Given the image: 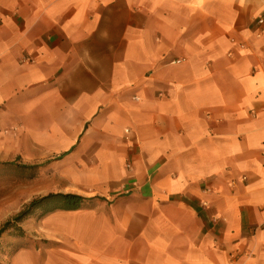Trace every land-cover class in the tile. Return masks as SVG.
<instances>
[{
	"label": "crops",
	"instance_id": "obj_1",
	"mask_svg": "<svg viewBox=\"0 0 264 264\" xmlns=\"http://www.w3.org/2000/svg\"><path fill=\"white\" fill-rule=\"evenodd\" d=\"M262 13L0 0L1 130L24 124L32 161L70 181L55 194L85 199L4 264H264Z\"/></svg>",
	"mask_w": 264,
	"mask_h": 264
},
{
	"label": "rangeland",
	"instance_id": "obj_2",
	"mask_svg": "<svg viewBox=\"0 0 264 264\" xmlns=\"http://www.w3.org/2000/svg\"><path fill=\"white\" fill-rule=\"evenodd\" d=\"M0 125V226L21 211L26 204L49 194L67 184V177L58 171H43V164L32 161V150L26 146L24 124L5 127ZM12 163L13 166L4 164ZM22 166L31 169H22ZM42 210H33L15 228L7 229L0 236V264L8 261L12 253L32 240L28 233L42 220ZM41 242V241H40Z\"/></svg>",
	"mask_w": 264,
	"mask_h": 264
},
{
	"label": "trees",
	"instance_id": "obj_3",
	"mask_svg": "<svg viewBox=\"0 0 264 264\" xmlns=\"http://www.w3.org/2000/svg\"><path fill=\"white\" fill-rule=\"evenodd\" d=\"M6 166H13L12 163L4 164ZM22 169H31L26 166H22ZM85 201L84 198L71 195V194H49L47 196L34 199L24 206V208L19 211L11 219L7 220L0 226V236L7 230L15 228L20 231L16 224L20 223L26 217L30 216L33 210H42V217L47 213L53 212L60 209H76L80 204ZM21 232V231H20Z\"/></svg>",
	"mask_w": 264,
	"mask_h": 264
},
{
	"label": "built area",
	"instance_id": "obj_4",
	"mask_svg": "<svg viewBox=\"0 0 264 264\" xmlns=\"http://www.w3.org/2000/svg\"><path fill=\"white\" fill-rule=\"evenodd\" d=\"M255 24H256V34L259 36L263 31H264V13L260 14L256 19H255ZM240 47L242 48L243 45L239 44Z\"/></svg>",
	"mask_w": 264,
	"mask_h": 264
}]
</instances>
